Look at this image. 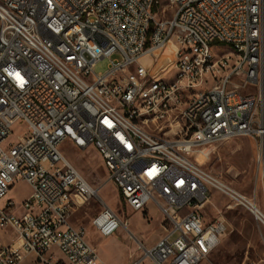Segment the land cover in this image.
Instances as JSON below:
<instances>
[{
    "label": "built area",
    "instance_id": "obj_1",
    "mask_svg": "<svg viewBox=\"0 0 264 264\" xmlns=\"http://www.w3.org/2000/svg\"><path fill=\"white\" fill-rule=\"evenodd\" d=\"M241 137L256 139L264 174V0H0V201L31 188L19 209L0 207L13 238L0 264H103L69 220L98 193L65 143L97 152L131 210L163 215L160 239L129 264H201L228 229L202 215L211 189L264 226L255 199L193 160ZM91 225L102 238L128 230L107 205Z\"/></svg>",
    "mask_w": 264,
    "mask_h": 264
},
{
    "label": "rangeland",
    "instance_id": "obj_2",
    "mask_svg": "<svg viewBox=\"0 0 264 264\" xmlns=\"http://www.w3.org/2000/svg\"><path fill=\"white\" fill-rule=\"evenodd\" d=\"M218 49L219 46L216 45L213 48L214 52H218ZM108 64V59L100 61L95 73H104ZM22 128L21 123L15 124L8 142H16L17 134ZM61 151L98 193L96 198L71 214V224L85 227L87 241L97 250L103 264H129L136 261L142 255L138 249L139 243L150 248L162 236L163 215L153 203L144 212H136L127 207L109 181L102 160L94 149L79 150L70 143H65ZM257 155L256 139L241 137L198 149L193 160L198 161L206 171L224 184L255 199L264 213V174L258 171ZM30 194L31 188L26 182H17L0 201V207L5 208L8 201H13L19 209ZM105 205L128 222V230L121 228L108 238H102L96 233L91 221ZM202 215L207 221L224 218L228 229L217 248L201 264H264V226L244 208L235 206L226 195L211 189L209 202L202 209ZM9 241L10 235H0V242ZM50 254L56 259L63 258L56 249ZM20 264L42 263L28 256Z\"/></svg>",
    "mask_w": 264,
    "mask_h": 264
},
{
    "label": "bare ground",
    "instance_id": "obj_3",
    "mask_svg": "<svg viewBox=\"0 0 264 264\" xmlns=\"http://www.w3.org/2000/svg\"><path fill=\"white\" fill-rule=\"evenodd\" d=\"M173 46L169 45L167 48L163 51V58L168 59L169 56L171 58V52L173 51ZM262 211V210H261ZM263 212V211H262Z\"/></svg>",
    "mask_w": 264,
    "mask_h": 264
},
{
    "label": "crops",
    "instance_id": "obj_4",
    "mask_svg": "<svg viewBox=\"0 0 264 264\" xmlns=\"http://www.w3.org/2000/svg\"><path fill=\"white\" fill-rule=\"evenodd\" d=\"M6 234H7V235H10V241H9V242H4V243L1 242V243H2L3 245H10V244L13 242L12 234L9 233V232H2V231L0 232V235H2V236H3V235H6Z\"/></svg>",
    "mask_w": 264,
    "mask_h": 264
}]
</instances>
